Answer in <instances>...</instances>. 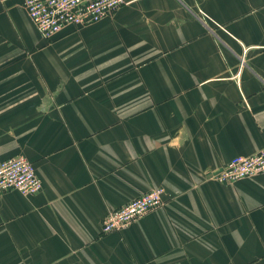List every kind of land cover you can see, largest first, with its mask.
<instances>
[{
	"label": "crops",
	"instance_id": "obj_1",
	"mask_svg": "<svg viewBox=\"0 0 264 264\" xmlns=\"http://www.w3.org/2000/svg\"><path fill=\"white\" fill-rule=\"evenodd\" d=\"M125 1L48 40L0 0V161L43 181L0 193V264H264V173L214 177L264 149V0Z\"/></svg>",
	"mask_w": 264,
	"mask_h": 264
},
{
	"label": "built area",
	"instance_id": "obj_2",
	"mask_svg": "<svg viewBox=\"0 0 264 264\" xmlns=\"http://www.w3.org/2000/svg\"><path fill=\"white\" fill-rule=\"evenodd\" d=\"M125 0H24V9L41 35L53 40L68 27L75 29L101 21L115 13ZM244 58L242 59L243 62ZM264 173V149L253 155H237L214 177L223 182L253 177ZM43 181L34 164L20 155L0 161V193L18 190L24 195L41 191ZM164 188L155 187L111 210L103 219L104 232L127 228L144 214L161 207Z\"/></svg>",
	"mask_w": 264,
	"mask_h": 264
}]
</instances>
